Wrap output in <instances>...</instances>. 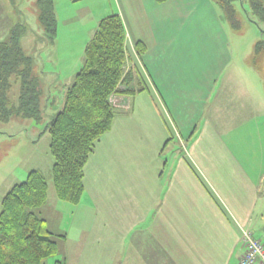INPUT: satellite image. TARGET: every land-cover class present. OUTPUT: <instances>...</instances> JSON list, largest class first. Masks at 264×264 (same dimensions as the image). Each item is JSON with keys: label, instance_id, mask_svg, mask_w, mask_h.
Returning <instances> with one entry per match:
<instances>
[{"label": "crops", "instance_id": "obj_1", "mask_svg": "<svg viewBox=\"0 0 264 264\" xmlns=\"http://www.w3.org/2000/svg\"><path fill=\"white\" fill-rule=\"evenodd\" d=\"M78 1L79 14L70 18L78 28L70 33L89 26L90 41L101 19L118 15L127 69L140 73L146 90L121 99L111 130L85 166L84 192L67 209L69 217L60 211L66 203L48 192L42 210L48 204L59 210L58 235L65 237L59 254L78 264H238L240 228L252 232L258 225L264 174L254 175L251 164L234 156L240 145L232 137L246 139L264 123V66L255 70L248 58L253 52L232 48L211 0ZM19 3L0 0V42L21 24L15 19ZM31 36L47 48L57 31L53 42L42 27L40 37ZM138 42L145 47L141 56ZM83 59L84 51L81 65ZM34 74L42 90L66 87L55 73ZM172 140L179 150L171 161L165 149ZM65 219L69 231H77L73 239Z\"/></svg>", "mask_w": 264, "mask_h": 264}, {"label": "trees", "instance_id": "obj_2", "mask_svg": "<svg viewBox=\"0 0 264 264\" xmlns=\"http://www.w3.org/2000/svg\"><path fill=\"white\" fill-rule=\"evenodd\" d=\"M78 1V0H76ZM162 4L166 0H154ZM235 0H211L230 29L241 28ZM240 1V0H237ZM248 6V20L264 25L263 0H242ZM242 6V4H241ZM38 21L47 39L56 36L53 0H37ZM247 14V12H246ZM26 27L17 25L0 42V122L12 116L39 120L42 117V89L32 73L33 61L20 46ZM264 35V30H261ZM145 51L142 43L135 52ZM127 61L125 29L118 15L100 20L84 49L83 64L67 88L61 110L47 125L51 180L59 201L77 205L84 192V169L99 139L111 130L118 107L112 98L126 99L146 90L135 68L124 72ZM250 65L261 72L264 66V39L254 45ZM13 81L18 84L16 103H11ZM141 82V84H137ZM48 184L39 171H30L25 180L13 185L0 203V264H44L58 253L56 239L45 220L34 212L45 206ZM56 264H60L56 262Z\"/></svg>", "mask_w": 264, "mask_h": 264}, {"label": "rangeland", "instance_id": "obj_3", "mask_svg": "<svg viewBox=\"0 0 264 264\" xmlns=\"http://www.w3.org/2000/svg\"><path fill=\"white\" fill-rule=\"evenodd\" d=\"M34 1L35 0H19V2L22 3L17 4L18 7L22 8L17 10L15 13L16 23L19 21L18 23L28 26L20 39V46L24 54L30 57L33 61L32 73H39L41 72V69L46 74L55 73L58 75L60 83L62 85H66V87L65 89H59L53 92V94L48 91V89L42 90L43 98L41 101V119L35 121L32 119L12 116L7 122H0V180H4L0 183V200H2L1 198L5 196L13 185L23 182L27 174L33 170H39V172L43 174L49 187L48 192H51L52 197L56 199L51 180V168L53 161L49 154V135L46 128L51 118L61 110L65 91L72 85L74 80L73 76H75L82 67L81 62L83 58V51L87 42H89V34L87 33L89 26L83 30L75 29V33L73 35L70 33V29L78 28L77 25L70 23V18L79 14V12L76 11V8L80 6V1L53 0L57 21L56 42L54 46L42 48V42L34 41L31 38L33 37L31 35L38 36L41 28L36 21L34 6H32ZM241 1L242 0L234 1L240 17L241 29L239 31H233L224 20L223 23L227 26V30L224 31L229 34L230 45L232 48L234 50L240 49L243 53H245V55H247L253 52L254 45L257 41L264 39V35L261 32V30H264V25H257L248 20V6ZM18 11H21V14H18ZM28 28L30 31H33V33L28 34ZM77 40H80V42H76ZM38 50L39 54L37 53L35 58H33L32 56L36 53V51L38 52ZM248 58L251 60L252 57L249 56ZM127 68L128 66L126 61L124 72H127ZM18 87L19 85L15 84L13 81L10 94L11 103H16ZM51 95L53 96V99L51 98ZM47 101L51 102L48 103ZM261 126H264V123H260L257 130L253 128L251 131H248L247 134L250 137H247L246 139L243 137L240 139L239 137H232L233 142H239L238 144L240 145L235 146V148L238 147L239 149H237L238 152L235 153L234 156L239 161L251 164L249 165L250 168H253L251 173L257 176L264 174V128L262 129ZM225 142L230 143L229 141L227 142L226 139ZM250 146H252V148H249ZM245 148L251 152H246L247 150H245ZM177 150L179 149L176 141H170L167 149H165L167 158H174V152ZM263 191L264 188H260L259 205L262 208L259 209L257 217L258 225L254 227L252 232L259 240H263L264 242ZM47 199L49 200L48 196ZM85 199V197L82 198V205H85ZM63 205L66 207V212L62 209L60 211L63 212L64 216L69 217L71 210L68 211L67 209H72V205L67 203ZM54 208L53 204H48L45 211L41 208L34 210V212L36 214H42V216L46 217L48 220V230L53 235L57 236L60 234L57 230V223L61 224V221L58 216V208ZM79 214L83 220V212H79ZM63 223L66 224V226L63 225L65 227L64 230L69 232L68 237L71 239L75 238L77 236V231H69L70 225H67L69 220L67 219ZM56 241L58 246L60 239L57 238ZM68 252L70 256V254L73 253V250L72 252L68 250ZM56 262L60 264H78L79 261L74 258L64 260L58 252L54 257L47 259L44 264H56Z\"/></svg>", "mask_w": 264, "mask_h": 264}, {"label": "built area", "instance_id": "obj_4", "mask_svg": "<svg viewBox=\"0 0 264 264\" xmlns=\"http://www.w3.org/2000/svg\"><path fill=\"white\" fill-rule=\"evenodd\" d=\"M120 98H112L115 107H121ZM243 253L238 264H264V242L255 238L248 229L240 228Z\"/></svg>", "mask_w": 264, "mask_h": 264}]
</instances>
